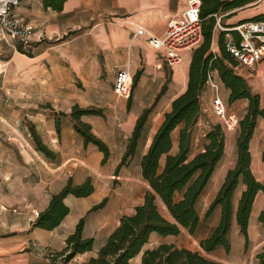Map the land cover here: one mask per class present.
I'll use <instances>...</instances> for the list:
<instances>
[{"label":"crops","instance_id":"obj_1","mask_svg":"<svg viewBox=\"0 0 264 264\" xmlns=\"http://www.w3.org/2000/svg\"><path fill=\"white\" fill-rule=\"evenodd\" d=\"M186 7V0H65L60 10L44 5V0L20 4L16 11L25 24L34 28L35 34L31 47L22 50L13 36L0 33V146L2 141L7 143L6 137H2V130L20 127L16 118L20 116L21 108L29 102L37 105L52 103L54 107L59 106L65 111H69L75 104L85 108L104 107L108 113H112V118H115L113 114L116 113L123 115L122 124L129 130L130 136L142 110L153 104L166 85L161 95L162 105L155 106L156 117L154 115L150 121L147 146L161 123L164 112L169 110L172 99L186 88L192 50L189 53L181 52L180 63L169 66L162 51L152 48L145 36L133 38L132 32L134 26L140 24L152 34L162 36L168 18L179 14ZM253 8L249 7L242 12ZM263 14L252 12L237 20ZM234 17L228 21H232ZM218 35L213 32V52H218ZM125 66H128L132 83L131 94L128 100L117 99L119 104L116 106L112 102L119 96L113 91V83L117 68ZM241 76L252 91L259 93L264 110V60L256 65L254 71ZM213 77L219 84V96L228 112L241 117L247 100L239 99L229 104L228 89L219 80L216 71L213 72ZM101 97L106 101L102 102ZM213 97V90L205 85L200 93L201 113L192 130L190 155L202 148L206 132L218 122L211 111ZM99 119L97 116L82 120L93 128V123H99ZM231 134L225 132L224 155L199 200L201 221L192 235L197 240V249H200L198 241L209 234L219 216L216 212L209 221H205L203 214L215 197L227 170L235 164V138ZM173 137L175 146L176 133ZM263 147L264 118H261L254 129L249 149L251 171L264 184ZM6 149L7 147L0 148V159L12 160V152L7 153ZM19 154L24 155L21 150ZM69 160L66 159L62 165ZM85 167L87 166L78 175L66 170L63 176L52 172L48 177L37 176L36 181L26 175L14 179V172L10 168L5 167L0 171V264H51L50 254L62 250L65 239L74 231L79 219L102 199L95 194V187L87 197L69 195L64 199L69 213L57 227L46 230L32 227V223L38 213L47 207L50 196L57 193L69 177L75 184H79L88 176L89 172L84 170ZM57 168L59 165L55 170ZM243 189L244 185H240L234 193V209ZM33 191L35 197L30 204L29 193ZM30 209L34 214H30ZM101 209L87 215L83 228L84 237L94 238L93 249L77 254L68 264L77 256L81 259L80 256L86 255L83 264L90 257H95L98 248L118 224L117 221L108 231H103L102 227L94 232L88 230L87 219ZM263 209L264 192H258L249 216L247 246L234 220L229 233L230 250L226 252L219 247L209 253L208 257L222 264H258L257 254L264 249V222L258 220ZM139 261L140 256L137 264Z\"/></svg>","mask_w":264,"mask_h":264},{"label":"trees","instance_id":"obj_2","mask_svg":"<svg viewBox=\"0 0 264 264\" xmlns=\"http://www.w3.org/2000/svg\"><path fill=\"white\" fill-rule=\"evenodd\" d=\"M64 1L44 0V5L60 10ZM250 1L201 0L199 15L202 41L192 50L185 90L172 99L169 110L164 112L161 123L146 146L150 121L166 85L162 87L153 104L144 108L138 116L116 169L118 171L131 158L139 157L140 175L148 187L143 200L134 207L132 213L119 217L118 224L98 248L96 256L90 257L86 264H129L139 254V264H222L208 257V254L219 247L226 252L230 250L229 233L234 220L247 246L253 201L258 192H264V184L251 171L249 144L259 119L264 118V110L259 93L252 91L245 78L234 71L235 60L225 50L224 32H220L217 38L218 52L212 51L211 44L216 22L214 14ZM253 18H264V14ZM243 20L246 19L239 21ZM211 71L217 72L219 80L228 89L229 104L239 99L247 100L235 138V164L227 170L215 197L203 214V220L209 221L218 212L217 224L206 237L198 241L200 249L192 250L168 242L144 249L152 234L176 236L184 229L193 235L200 224L199 200L224 155L225 145V129L220 122H216L206 132L202 148L190 155L193 126L201 113L200 93ZM88 115L102 116V109L82 108L75 104L69 113L73 129L81 136L83 145H94L103 155L101 164H105L110 156L109 147L93 133L91 125L82 120L83 116ZM56 129L59 133V120H56ZM38 145V150L48 159L56 160L54 152L42 144ZM240 185H244V189L234 209L233 196ZM93 191L94 184L90 176L79 184L69 177L64 186L50 196L47 207L38 213L32 227L54 229L69 213V207L64 203L67 196L82 198ZM106 202L107 197H104L79 219L74 231L65 239L62 250L50 254L51 264H67L77 254L93 249L94 238L83 236L85 220L88 214L103 208ZM161 208L166 211V215L162 214ZM258 220L264 222V209L259 213ZM257 258L258 264H264V249L257 254Z\"/></svg>","mask_w":264,"mask_h":264},{"label":"rangeland","instance_id":"obj_3","mask_svg":"<svg viewBox=\"0 0 264 264\" xmlns=\"http://www.w3.org/2000/svg\"><path fill=\"white\" fill-rule=\"evenodd\" d=\"M245 9L248 8L236 10L223 16L220 24L225 27L238 21L237 18L249 16L252 12L253 14L264 13V0L253 9L242 12ZM231 10H234V8L221 11L218 16ZM231 17H234L233 20L228 21ZM228 22L231 24H228ZM214 32L219 34L222 31L214 27ZM185 52L189 53L190 50ZM117 99L123 98L117 97L112 102L116 106L119 104ZM101 101L105 102L106 99L101 97ZM22 103L24 104V102ZM157 105H162V96ZM24 106L21 108L20 116L16 118L20 127L17 128L15 126L12 129L2 130V137H6L7 143L5 144L2 141L0 148L7 147L6 152H12L13 156L12 160L4 161L0 159V171L5 169V167L10 168L14 172V179H19L21 175H26L36 181L37 176L48 177L53 174L52 172L63 176L66 170H70L71 172L74 171L75 175H78L82 168L87 166L84 170L89 172L88 176H90L94 184L95 194L99 196L100 200L105 196L107 197L104 208L87 219L88 230L92 232L101 227L103 231L112 229L121 215L130 213L136 205L142 202L148 187L140 175L139 157L131 158L116 171L126 149V141L128 140L126 138L129 136V130L122 124L123 115L121 113L113 114L115 118H112V113H108L104 107L91 106L102 109L103 115L106 116L103 118L99 116V123L94 122L92 128L93 133L102 139L110 150L109 159L105 164H101L102 153L92 144L84 146L81 136L74 131L72 120L69 116L72 107L69 111H65L63 108L54 107L52 103L48 102L43 105L29 102L28 105ZM79 107L85 108L83 106ZM94 117H97V115L83 116L82 119H94ZM56 120H59V133L56 129ZM231 133L233 138H236L237 130ZM38 144H42L48 150L54 152L56 160L48 159L38 150ZM20 150L23 152L24 157L19 154ZM66 159L70 160L67 161V164L62 165ZM82 163L84 164L83 166L81 165ZM58 165L59 168L55 170ZM16 195L19 196L18 193ZM34 197L35 191L30 192V204H32ZM160 210L163 215L167 214L163 208ZM30 214H34L31 209ZM195 241H197L195 236L190 235L187 230L181 231L176 236L161 237L152 234L149 243L145 245L144 249L156 246L160 242H168L180 247L197 250V242ZM139 256L134 257L129 264H137ZM80 258L77 256L70 264H83V259H86V255L80 256ZM58 264H61V262H58Z\"/></svg>","mask_w":264,"mask_h":264},{"label":"built area","instance_id":"obj_4","mask_svg":"<svg viewBox=\"0 0 264 264\" xmlns=\"http://www.w3.org/2000/svg\"><path fill=\"white\" fill-rule=\"evenodd\" d=\"M32 1L34 0H0V33L13 36L22 50H28L31 47L35 33L33 27L23 22L16 9L20 4ZM262 1L253 0L225 14L219 16L218 13L214 14L216 19L214 27L224 32L225 50L235 60L233 69L239 75L254 71L256 65L264 60V18L246 19L225 27L220 24V21L225 15L236 10L254 7ZM186 3L185 10L168 18L162 36L152 34L140 24H136L132 32L133 38L145 36L152 48L162 51L165 62L169 66L179 64L181 52L193 50L202 41L199 15L201 0H186ZM213 72L208 73L206 80V85L214 92L211 111L226 131L234 132L238 128L239 117L235 113L228 112L226 104L219 96V84L215 81ZM131 86L128 66L117 68L113 83L114 93L127 99L131 94Z\"/></svg>","mask_w":264,"mask_h":264}]
</instances>
